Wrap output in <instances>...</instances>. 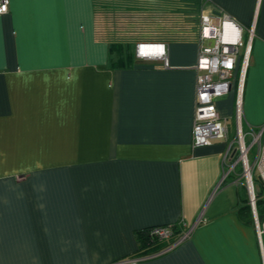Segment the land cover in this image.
Here are the masks:
<instances>
[{"label":"crops","instance_id":"0c3cea01","mask_svg":"<svg viewBox=\"0 0 264 264\" xmlns=\"http://www.w3.org/2000/svg\"><path fill=\"white\" fill-rule=\"evenodd\" d=\"M180 2L8 0L0 264H112L138 251L136 230L171 224L188 236L140 264H264L242 167L228 172L236 76L216 101L227 138L192 146L199 17L223 12L253 23L239 122L248 143L261 129L254 156L264 147V0ZM139 42L163 43L168 66L113 64Z\"/></svg>","mask_w":264,"mask_h":264},{"label":"built area","instance_id":"2783aa9c","mask_svg":"<svg viewBox=\"0 0 264 264\" xmlns=\"http://www.w3.org/2000/svg\"><path fill=\"white\" fill-rule=\"evenodd\" d=\"M7 10L8 0H0V14L7 12ZM226 24L231 25V28L226 30ZM209 30L212 31L209 32ZM244 30L247 31L246 40L243 39ZM253 32V23L249 27H244L237 20L223 12L200 15L197 61L195 64L197 75L192 146L201 147L211 144L214 140L227 138L225 119L218 114L216 101L230 91L232 79L236 76L237 132L235 144L238 152L236 161L228 164V172H234L237 163L242 167L241 175L248 189L249 203L254 212L258 245L262 262H264V220L260 222L255 212L256 199L253 193L252 178V170L256 166L261 182L264 184V147H259V152L256 154L253 164L250 165L248 158L249 151L259 143L261 129L252 133L251 140L247 144L239 122L242 87ZM241 48H243L242 53H240ZM135 55L137 58L142 59H158L162 61L164 66H168V58L163 43L139 42L135 47ZM150 234L164 240L169 239L173 232L168 226L154 225ZM188 234L189 231H183L176 241L156 254L145 257L124 258L112 264H140L143 259L152 258L172 249L184 240Z\"/></svg>","mask_w":264,"mask_h":264},{"label":"trees","instance_id":"16d2710c","mask_svg":"<svg viewBox=\"0 0 264 264\" xmlns=\"http://www.w3.org/2000/svg\"><path fill=\"white\" fill-rule=\"evenodd\" d=\"M134 62V51H131L130 49H121L117 60L114 61L113 64L118 66H130L133 65ZM262 192H264V189H262ZM258 194V197H256V210L258 218L261 220L264 218V198H261V193ZM245 201L247 202V198H245ZM247 208H249V205L242 207L240 215L245 216L247 213L243 212V210ZM153 226H148L135 231V237L138 241L139 247L138 251L133 253L131 257H145L156 254L176 241L183 232V229L179 224L163 225L170 227L172 229L173 235L169 239L161 240L158 237L150 234L151 228ZM154 257H156V255Z\"/></svg>","mask_w":264,"mask_h":264},{"label":"rangeland","instance_id":"374dc122","mask_svg":"<svg viewBox=\"0 0 264 264\" xmlns=\"http://www.w3.org/2000/svg\"><path fill=\"white\" fill-rule=\"evenodd\" d=\"M180 3H181L180 4V6H181L180 9L182 11L183 10H188L189 8L194 9L195 6H196L197 10L199 11V5H200L199 4V0H181ZM188 21L192 22V19L188 20ZM181 22L183 24L186 21L183 18H181ZM243 39L246 40V31L245 30H244V33H243ZM242 51H243V48L240 49V53H242ZM247 144H248V142H247ZM254 147L248 153V158H249L250 165L253 164L254 159H255L254 154L256 153L257 149H256V146H254ZM252 178H253V188H254L253 189V193H254L255 199H256V197H258V195H259L258 193H261V198H264V192H262V189H264V185H262L261 181L259 180V174H258V170H257L256 166H254V168L252 170ZM243 181L245 182L244 179H243ZM245 188L247 189L246 184H245ZM246 192H247V198H248V201H249L248 189H247Z\"/></svg>","mask_w":264,"mask_h":264},{"label":"bare ground","instance_id":"6f19581e","mask_svg":"<svg viewBox=\"0 0 264 264\" xmlns=\"http://www.w3.org/2000/svg\"><path fill=\"white\" fill-rule=\"evenodd\" d=\"M225 28H226V30H228V29H230L231 28V25H229V24H226L225 25ZM212 30H209V32H211ZM207 33H208V30H207Z\"/></svg>","mask_w":264,"mask_h":264},{"label":"clouds","instance_id":"9594fccd","mask_svg":"<svg viewBox=\"0 0 264 264\" xmlns=\"http://www.w3.org/2000/svg\"><path fill=\"white\" fill-rule=\"evenodd\" d=\"M262 183V182H261ZM262 185H264V184H262ZM254 189V188H253ZM255 204H256V202H255ZM255 212H256V206H255Z\"/></svg>","mask_w":264,"mask_h":264},{"label":"water","instance_id":"95a60500","mask_svg":"<svg viewBox=\"0 0 264 264\" xmlns=\"http://www.w3.org/2000/svg\"><path fill=\"white\" fill-rule=\"evenodd\" d=\"M259 180L261 181V178H260V176H259Z\"/></svg>","mask_w":264,"mask_h":264}]
</instances>
